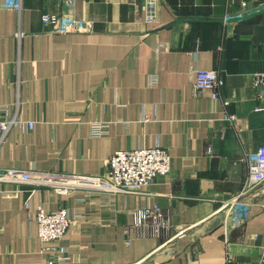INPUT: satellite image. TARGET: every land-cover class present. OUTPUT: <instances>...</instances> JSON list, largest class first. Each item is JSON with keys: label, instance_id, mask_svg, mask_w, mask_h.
<instances>
[{"label": "crops", "instance_id": "1", "mask_svg": "<svg viewBox=\"0 0 264 264\" xmlns=\"http://www.w3.org/2000/svg\"><path fill=\"white\" fill-rule=\"evenodd\" d=\"M72 1L0 0V105L12 115L20 101V119L34 122L11 131L0 169L104 176L117 151L161 147L172 170L113 201L0 182V264H48L53 246L67 264H259L264 184L244 190V160L264 147V0H159L155 23L145 0ZM47 14L90 31L49 33ZM197 70L220 72L222 99L195 96ZM94 123L107 133L93 137ZM147 207L169 228L126 236ZM40 208L73 218L59 243L40 241Z\"/></svg>", "mask_w": 264, "mask_h": 264}, {"label": "built area", "instance_id": "2", "mask_svg": "<svg viewBox=\"0 0 264 264\" xmlns=\"http://www.w3.org/2000/svg\"><path fill=\"white\" fill-rule=\"evenodd\" d=\"M72 4V0H65ZM159 0H145L146 22L155 23L157 20L156 7ZM232 1V0H231ZM17 10L21 9L20 3H11ZM243 8L248 2L242 1ZM228 17H225V21ZM42 22L49 29V33H85L90 28L82 22L71 17L57 15H44ZM21 36V34L19 35ZM152 84H157V77H152ZM264 75H256L255 86L258 98L263 99L262 87ZM224 80L219 71L197 70L193 92L200 97L208 93L213 101L222 99ZM20 101L14 104V113L10 114L8 105H0V147L6 142L13 129L26 126L32 130L34 122H24L20 119ZM229 103L225 101V105ZM227 121H237L236 115H229ZM106 125L94 123L91 135L95 138L107 133ZM247 166L248 177L244 190H253L264 184V147L257 153L246 155L244 160ZM107 174L104 176L67 175L60 173L40 172L20 169H0V182L6 184H29L37 188H50L59 195H68L73 191L82 190L89 197L100 195L113 201L120 194H137L154 183L158 177H166L172 170V157L170 151L161 147L141 148L137 150L117 151L107 161ZM73 218L64 209L46 213L40 208L37 213L38 237L42 243H59L71 227ZM169 228V220L158 207H147L134 211L133 223L125 229L126 236L134 233L139 238H160ZM183 233V231L181 232ZM51 250L55 255L48 264H67L68 258L59 247L53 246ZM264 264V250L259 260Z\"/></svg>", "mask_w": 264, "mask_h": 264}, {"label": "rangeland", "instance_id": "3", "mask_svg": "<svg viewBox=\"0 0 264 264\" xmlns=\"http://www.w3.org/2000/svg\"><path fill=\"white\" fill-rule=\"evenodd\" d=\"M189 230V228H183L181 229V231L178 232V234L175 237H180L182 236L184 233H186ZM183 231V233H181Z\"/></svg>", "mask_w": 264, "mask_h": 264}, {"label": "water", "instance_id": "4", "mask_svg": "<svg viewBox=\"0 0 264 264\" xmlns=\"http://www.w3.org/2000/svg\"><path fill=\"white\" fill-rule=\"evenodd\" d=\"M163 260L162 259H159L158 262L161 263Z\"/></svg>", "mask_w": 264, "mask_h": 264}]
</instances>
